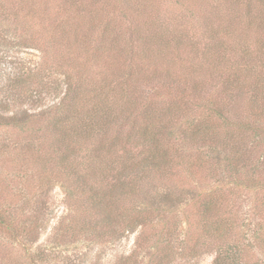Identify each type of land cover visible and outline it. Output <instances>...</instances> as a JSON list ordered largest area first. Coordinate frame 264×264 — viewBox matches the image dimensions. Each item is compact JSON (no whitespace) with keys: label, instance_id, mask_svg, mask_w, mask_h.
<instances>
[{"label":"rangeland","instance_id":"obj_1","mask_svg":"<svg viewBox=\"0 0 264 264\" xmlns=\"http://www.w3.org/2000/svg\"><path fill=\"white\" fill-rule=\"evenodd\" d=\"M243 39L248 43V53L236 49ZM217 42H221L217 53L222 59L213 53ZM227 46H232L230 51ZM248 54L255 56L250 62L255 69L264 68V0H0V105L7 111H31L32 97L39 95L46 106L50 105L63 92V79L67 76L73 77L78 89L86 91L94 87V82L111 79L120 99L125 94L131 98L127 109L119 111L120 107L113 105L117 122L124 127L132 121L141 123L140 112L147 107L166 126L183 129L191 121L206 118L209 94L225 97L224 101L233 98L231 111L240 127L236 124L231 137L226 132L231 130L210 123L207 131L215 133L214 148L205 146L199 151L203 149L212 161L218 159L219 152L228 153L235 145L237 163L249 161L254 166L258 187L238 189L236 198L228 203L236 216L230 238L239 235L243 242L254 246L253 226L260 222L259 214H264L259 205L264 206V162L260 156L264 150V124L259 123L262 129L257 131L250 129L257 125V117L248 112V93L254 89L257 100H264V72L253 78L240 70ZM234 66L239 68L235 71L236 87L233 81H225ZM52 82L53 88L45 91ZM163 84L169 88H163ZM41 85L45 88L42 91ZM183 88L196 89L197 100L183 99ZM57 115L60 113L29 118L23 128L0 126V145L4 146L0 151V204L5 202L10 210H15L11 212L13 223L24 229L20 240L0 226V264L76 263L81 253H86L83 264H135L134 259L137 264H156L155 252L163 247L165 233L172 245L163 252L160 264H212L213 254L207 253L208 242H212L209 239H205L208 242L200 256L185 253L190 243L185 235L190 239L197 233L196 227L185 219L190 204L185 211L175 207L163 213V219L173 221V225L157 220L141 229L142 245L136 249V257L128 261L123 260L133 249L134 234H127L125 229L116 241H90L93 232L89 231L98 229L91 225L94 212L88 208L80 187H75L79 183L75 185L71 177L64 179L54 165L53 144L57 137L50 122ZM188 138L185 145L188 141L199 142L198 137ZM75 150L78 165L85 164L83 160L90 152L88 155L85 148ZM194 150L182 149V157L175 160L181 167L170 171L175 173L173 182H166L157 171L141 166L132 172L141 174L144 169L146 174L141 180L136 179L130 190H126L129 185L124 179L108 182L103 189L107 195L104 206L112 222L117 220L122 226L125 209L128 214L133 205L145 206L156 199L161 211L167 209L159 203L160 191L166 187L190 195L221 187L225 192L233 185L226 183L224 172L193 178L185 175L182 169L187 164L186 156L192 154L195 158ZM90 182H97V178ZM97 186L98 183H91L90 188ZM255 209L259 214H255ZM33 210L39 212L38 220L33 219L25 228ZM74 220L80 225L82 221L90 222L76 242L72 240L77 238L64 235ZM42 226V233L31 242Z\"/></svg>","mask_w":264,"mask_h":264},{"label":"trees","instance_id":"obj_2","mask_svg":"<svg viewBox=\"0 0 264 264\" xmlns=\"http://www.w3.org/2000/svg\"><path fill=\"white\" fill-rule=\"evenodd\" d=\"M243 40L242 44H239L236 49L248 53L250 50L248 43L245 42V39ZM217 45L212 44V47L215 46L213 53H216L215 57L217 59H222L223 57L217 53V49L222 47L221 42H217ZM231 48L232 46H227L226 50L230 51ZM247 56L240 70L253 78H256L257 75L261 77L260 72H264V68L255 69L250 63L253 62L255 56H250V54ZM94 60L95 57L93 58ZM226 62L228 63V60ZM261 66H264V60ZM237 70L239 68L234 66V69L227 74L225 81L231 83L233 81L234 85L236 80L235 71ZM78 80H81V78L78 77ZM228 82L227 84H229ZM63 85V92L61 91L62 93L57 98L55 97V101L48 106L43 103V96L40 95L32 97L31 103L33 106L31 111L27 108L7 111L0 105V126L5 128H23L24 124L30 120L29 118L53 117L56 113H60L50 122L51 129L57 137L53 144L56 153L54 158L56 163L54 165L64 179L71 177L75 185L79 183L75 187H80L79 191L85 194L88 208L92 213L94 212L92 217L95 220L91 222V225L94 226L95 224L94 227L98 229L89 231L93 232V238L90 241L96 242L99 241L98 239L116 241L120 239L121 235H123L121 232L125 229L124 231L127 234H134L133 249L123 260L128 261V259L136 257V249L142 245L141 241L144 240V231H141V229L143 230V228L150 226L151 223L157 222V220L162 221L163 224L167 222L173 225V221L163 219V213L169 209L173 210L175 207H183L185 211V206L190 204L191 210L185 214V219L187 224L192 223L196 227L194 229L197 230V233L192 234L190 239L187 234L185 235L186 241L190 242L186 245V255L198 257L203 254V251H205L203 250V245H206V242H208L206 240L209 239L212 242H208L207 253L213 254L212 264H264V214H259L255 209V214H259L260 222L253 226L252 239L254 240V246H249L243 242L244 239L239 237V235L235 239L230 238V235L235 230L236 216L232 213V207L230 209L228 203L236 198L235 191L238 189L246 190L258 187L257 182L260 181L254 166L249 161L244 164L237 163L235 145L231 146L228 153L221 155L219 152L218 159L211 158L213 159L212 161L209 160L208 154L203 149L202 152L199 151V148L205 146L214 148L215 133L212 131L208 133L207 131L211 128L209 126L210 123L216 124L220 128L225 126L226 130H231L230 132L226 131L231 137L236 126L240 127L241 124L234 121L236 119L231 111L234 108L232 102H235L233 98H231L232 100L224 101L225 97L219 98L213 93L209 94L206 97V103L208 104L205 108L206 118L196 122L191 121L183 129L181 128L182 126L177 128L173 126V130L172 125L170 129L158 115L157 119L154 118L153 110L148 112L146 110L147 107H144L140 112V114L143 113L141 123L136 124L132 121L129 127H124L123 124L119 126V122H117L118 116H116L113 107H120L118 108L119 111L127 109L129 107L127 104L131 102V98L125 94L126 96L122 95L120 99L115 89V84L111 79L101 80L98 84L94 82L93 90L89 89L87 91L82 88L78 89V86L74 85L72 76H67L66 80L63 79ZM164 85L166 84L162 85L163 88L167 87ZM47 86H49L47 89L43 86L41 91L53 88V82L51 86ZM124 86L122 90L125 89ZM181 95L183 99L189 98L188 102L195 101L192 99L197 98L196 89L194 88H183ZM248 95H250L248 98L250 110L248 109V112H252V116L257 117V125L251 126L249 123L246 126H251L250 129L257 131L262 129L258 126L259 123L264 124V100L261 102L257 100L254 89H251ZM189 136L193 139L198 137L199 142L194 144V142L188 141L185 145ZM231 143H234V140ZM184 147L193 148L197 152L196 156H193L195 158L191 157L192 154L186 156L188 157L187 164L182 169L185 175L188 174L193 178L199 174H212L214 172L219 174V172H224L226 174L225 178L228 179L226 183L233 185L225 188L227 189L225 192L220 190L221 187L220 189L201 190L190 195L182 192L176 193L172 188L166 187L163 191H160L161 198L159 203L166 205L167 209L161 211V208L157 207L156 199L145 206L133 205L128 214H125L127 212L125 209L123 216L125 223H122V226L117 220L112 222L110 219L111 215L104 206L107 195L103 194V189L108 186L107 183L110 181L115 183L124 179L127 182L126 184L129 185L126 190H130L134 181L136 179L141 180L146 174V172H143L144 169L157 171L159 176H163V180L173 182L175 173L173 175L170 171L181 167L180 162H175V160L182 157L181 152ZM3 148L4 146L0 145V151ZM82 148L87 149V154L89 155L90 152V155H87L88 157L83 160L85 164L81 162L78 165L79 162L74 156L76 153L75 149ZM260 156L263 158L262 162H264V150H262ZM139 166L145 167L141 174L132 172ZM111 176H113V180H111ZM108 177H110V180H107ZM96 178L97 182H90V180ZM91 183H98V186L90 188ZM235 187L237 188L236 190L234 189ZM8 205L5 202L0 204V226L5 229V232L10 233V236L19 237L22 240L24 229L18 224L14 225V218L11 217V212H15V210H10ZM259 205L264 209L262 203ZM38 215L39 212L37 213L36 210H33L29 214L30 217L27 218L29 221L26 219L25 228L30 221L33 222V219L35 221L38 220ZM73 222L74 224L69 228V232L64 235L73 239L77 238V240H72V242H76L79 235L90 225V222L82 221L81 225L76 223L77 220ZM42 230H44V226L40 228L39 233L34 238H30V241L34 242L37 236L42 233ZM161 243L163 247L155 252V260L158 264L162 261L163 252L172 245L169 234H164ZM253 250L254 254H252ZM77 258L75 260L76 263L69 261L66 264H83L86 260V253H81ZM134 263L137 264L135 259Z\"/></svg>","mask_w":264,"mask_h":264}]
</instances>
